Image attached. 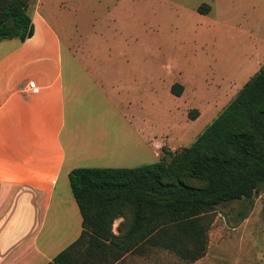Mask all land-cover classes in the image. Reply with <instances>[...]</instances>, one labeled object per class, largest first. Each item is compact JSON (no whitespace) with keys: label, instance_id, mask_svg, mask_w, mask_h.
<instances>
[{"label":"crops","instance_id":"obj_1","mask_svg":"<svg viewBox=\"0 0 264 264\" xmlns=\"http://www.w3.org/2000/svg\"><path fill=\"white\" fill-rule=\"evenodd\" d=\"M128 1L33 0L31 36L0 40V264H47L77 238L81 218L68 185L71 169L156 160L154 69L127 60L103 65L86 48L83 55L77 50L80 36L103 35L96 26L100 17L111 20L109 8ZM62 36L69 50L64 66ZM85 97L97 105L114 100L116 123L92 135L84 131L83 155L75 157L67 149L75 131L70 127L68 141L61 138L65 104L75 107ZM137 256L126 253L109 263L105 249L75 254L83 264H134Z\"/></svg>","mask_w":264,"mask_h":264},{"label":"rangeland","instance_id":"obj_2","mask_svg":"<svg viewBox=\"0 0 264 264\" xmlns=\"http://www.w3.org/2000/svg\"><path fill=\"white\" fill-rule=\"evenodd\" d=\"M201 3L210 5L204 16L197 12ZM109 16V21L100 17L96 26L103 35L80 36L77 50L83 55L86 48L103 65H123L127 60L154 69L155 162L161 147L188 145L264 61V0H129L109 8ZM64 38L63 66L69 59ZM173 84L180 87L178 95L170 92ZM112 101L97 105L85 97L75 107L66 102L61 138L68 141L69 128L75 131L72 148L66 142L73 156L83 155L84 131L92 135L115 125ZM133 263L264 264V188L250 200L215 209L206 252L196 261L153 250Z\"/></svg>","mask_w":264,"mask_h":264},{"label":"trees","instance_id":"obj_3","mask_svg":"<svg viewBox=\"0 0 264 264\" xmlns=\"http://www.w3.org/2000/svg\"><path fill=\"white\" fill-rule=\"evenodd\" d=\"M32 3L0 0V40L31 36ZM208 8L202 3L197 12ZM179 90L170 88L175 95ZM161 151L156 162L132 168L71 169L67 180L81 231L47 264H83L75 254L99 248L108 251L109 263L153 250L184 262L202 257L215 209L264 188V61L188 145Z\"/></svg>","mask_w":264,"mask_h":264},{"label":"built area","instance_id":"obj_4","mask_svg":"<svg viewBox=\"0 0 264 264\" xmlns=\"http://www.w3.org/2000/svg\"><path fill=\"white\" fill-rule=\"evenodd\" d=\"M27 88L31 91H34L35 90L34 82L33 81L27 82Z\"/></svg>","mask_w":264,"mask_h":264},{"label":"water","instance_id":"obj_5","mask_svg":"<svg viewBox=\"0 0 264 264\" xmlns=\"http://www.w3.org/2000/svg\"><path fill=\"white\" fill-rule=\"evenodd\" d=\"M118 219H120V216H119V215H116L114 221H115V220H118Z\"/></svg>","mask_w":264,"mask_h":264}]
</instances>
